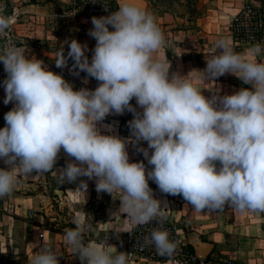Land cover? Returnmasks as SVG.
I'll return each instance as SVG.
<instances>
[{"label": "clouds", "instance_id": "9594fccd", "mask_svg": "<svg viewBox=\"0 0 264 264\" xmlns=\"http://www.w3.org/2000/svg\"><path fill=\"white\" fill-rule=\"evenodd\" d=\"M15 19L0 14V34ZM91 23L88 35L96 40L91 61L87 45L73 39L65 41L67 55L63 45L57 50L55 64L64 68L71 59L72 69L79 70L75 75L85 72L99 82L94 90H74L42 60L29 59L23 47L0 49L7 73L4 104L14 103L0 128V159L7 165L0 168V198L13 191L17 168L23 175L51 172L63 149L74 160L58 170L61 183L95 178L97 192L114 199L119 194L118 211L137 224L164 218L149 180L162 193L182 195L198 212L226 205L241 213L264 212V62L253 59L262 54V46L241 54L219 40L195 79L233 74L252 87L208 98L188 75L170 74L166 54L157 55L165 36L142 0H120L118 10L94 16ZM133 98L142 111L130 103ZM125 110L134 114L128 122L131 137L102 134L100 122ZM103 127L112 131L110 125ZM141 141L148 147L137 151L154 166L147 173L142 161L129 162L127 144ZM81 188H87L86 182ZM74 224L65 230L64 241L81 264H129L130 254L113 251L107 240L85 242L91 226L82 216ZM145 243L166 257L177 248L161 228L153 229ZM58 257L42 246L31 264H59Z\"/></svg>", "mask_w": 264, "mask_h": 264}, {"label": "rangeland", "instance_id": "374dc122", "mask_svg": "<svg viewBox=\"0 0 264 264\" xmlns=\"http://www.w3.org/2000/svg\"><path fill=\"white\" fill-rule=\"evenodd\" d=\"M144 1L146 10L155 17L165 36V43L157 55L165 58L166 54L167 63L171 65L170 74L188 75L208 98H211L213 93L220 96L233 94L244 88L243 86L251 89L250 84L243 83L233 74H225L211 81L198 80L195 77L200 75L197 70L205 69L206 59L217 51L216 44L221 39L241 54H246L255 44H260L264 49V31L253 24L260 22L259 20L264 21V0ZM243 11L244 13H241ZM0 14L14 15L16 18L14 24L4 34H0V49L10 45L25 48V55L29 59L35 56L36 59L42 60L49 70L61 74L74 90H94L98 86L99 82L88 75H75L74 72L79 70L72 69L71 59L66 67H56L57 50L61 45L65 55L69 50L65 41L70 43L75 39L82 45L86 44L85 55L89 61L96 45V40L88 35L93 27L79 24L77 19L73 18L66 0H0ZM239 14H242L241 17ZM248 32H254L255 38L252 41L247 36ZM253 59L264 62V51ZM6 77L3 62H0V128L5 127L4 116L14 107L11 102L4 104L6 93L3 81ZM138 111L142 109L138 107ZM103 125H110L112 131L109 132ZM98 127H101L102 134L118 135L126 140L131 137L125 112L108 115ZM139 147L147 148V142L127 144L129 162L142 161L147 173L154 166L149 165L143 153L137 151ZM152 151L149 149L150 155ZM73 160L74 158L61 149L51 172L23 175L16 169L14 174L18 179L13 191L0 198V202H4L6 207L5 213H0V264H31L33 256L42 246L52 248L59 256V264H81L79 256L73 254L72 248L64 241L65 230L75 228L74 220L82 216L91 226V230L84 234L87 243L95 242L97 237L103 234L114 232L104 222L126 219V214L118 211L119 194H116L114 199L106 192L98 193L95 178L81 176L74 182L61 183L58 170L65 168L67 163ZM6 167L0 159V168ZM81 181L86 182V189L81 188ZM148 183L154 198L161 201L163 217L173 219L178 224L188 243L192 244L197 238H201L200 228L197 226L199 217H195L192 205L188 204L182 195L162 193L155 182L149 180ZM20 202H24L26 211L19 208L22 206ZM211 212V218L214 220L219 218L218 214L221 213L218 210ZM158 218L161 217L154 219ZM133 226L135 225L127 226L125 223L119 225L127 230ZM41 229L44 230L43 238H39ZM112 250L117 249L113 246ZM210 259L214 262L212 264L221 262ZM131 264L155 263L132 261Z\"/></svg>", "mask_w": 264, "mask_h": 264}, {"label": "crops", "instance_id": "0c3cea01", "mask_svg": "<svg viewBox=\"0 0 264 264\" xmlns=\"http://www.w3.org/2000/svg\"><path fill=\"white\" fill-rule=\"evenodd\" d=\"M23 203L20 202L22 206L19 208L26 211ZM218 211H221L218 214L219 218L214 220L211 218V210H203L202 212L194 210L195 217H199L197 226L202 235L196 240L209 242L213 245L208 255L209 259L213 258L215 261L232 260L233 264H264V212L246 211L241 213L234 207L227 205ZM27 222L31 223L30 221ZM124 223L127 226L136 225L127 218L111 219L109 222H104L105 225L109 226V229L114 231L109 234L114 241L113 245L111 244L114 247H116L115 241L127 231L126 228L119 227ZM183 237L185 243L189 244L184 233ZM116 251L120 252L118 249Z\"/></svg>", "mask_w": 264, "mask_h": 264}, {"label": "built area", "instance_id": "2783aa9c", "mask_svg": "<svg viewBox=\"0 0 264 264\" xmlns=\"http://www.w3.org/2000/svg\"><path fill=\"white\" fill-rule=\"evenodd\" d=\"M120 0H66L71 16L77 19V22L87 27H93L91 23L92 17H101L110 15L111 12L118 10ZM250 13L251 10H248ZM241 13H244L241 12ZM242 14H239L241 17ZM237 21V19H235ZM253 22L256 27L264 31V21ZM109 30H114L109 26ZM247 36L252 41L255 36L254 32H248ZM238 39V38H236ZM6 207L4 202H0V213H5ZM161 228L169 232V239L176 242V252L171 257L160 256L152 245L145 243V237H148L153 229ZM44 230H39V238H43ZM107 240L108 244H112L110 235L103 234L97 237L96 241ZM115 245L120 252L130 254V262L145 261L155 264H212L211 259H203L194 251H190L183 237V231L173 219L158 218L147 224H139L130 227L124 232L123 236L115 241ZM220 264H233L231 260H224Z\"/></svg>", "mask_w": 264, "mask_h": 264}, {"label": "water", "instance_id": "95a60500", "mask_svg": "<svg viewBox=\"0 0 264 264\" xmlns=\"http://www.w3.org/2000/svg\"><path fill=\"white\" fill-rule=\"evenodd\" d=\"M142 4L145 8L147 7L146 2L144 0H142ZM191 245L194 249V252L203 259H207L208 255L210 254L213 248V245L209 242L193 241Z\"/></svg>", "mask_w": 264, "mask_h": 264}, {"label": "trees", "instance_id": "16d2710c", "mask_svg": "<svg viewBox=\"0 0 264 264\" xmlns=\"http://www.w3.org/2000/svg\"><path fill=\"white\" fill-rule=\"evenodd\" d=\"M79 75L80 76H83V75H87L85 72H79ZM244 88H246V86H243ZM130 103L134 106V107H136L137 108V111H138V107H137V105H136V101L134 100V98L132 99V101H130ZM125 114L127 115V120H128V122L130 121V120H132L133 118H134V114L132 113V112H129V111H127V110H125ZM121 119H123L124 117H122V116H119ZM188 248H189V250L190 251H194V249H193V247H192V245L189 243L188 245ZM208 259H209V257H208Z\"/></svg>", "mask_w": 264, "mask_h": 264}]
</instances>
